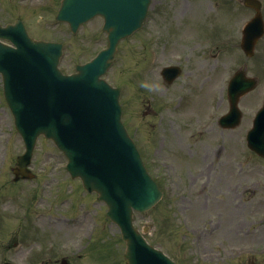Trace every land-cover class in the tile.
Wrapping results in <instances>:
<instances>
[{
    "label": "rangeland",
    "instance_id": "rangeland-1",
    "mask_svg": "<svg viewBox=\"0 0 264 264\" xmlns=\"http://www.w3.org/2000/svg\"><path fill=\"white\" fill-rule=\"evenodd\" d=\"M161 1L168 8V11L165 12L167 17H160L162 19H158L156 25L150 17L140 32L122 45L113 66L106 76L112 83L117 84L118 78H121L122 82L126 81L121 73L129 74L130 85L126 86L123 102H126L124 109L126 116L130 118H128L130 130L136 138L141 139L140 147L148 163H156L160 160V151L155 153L154 147H150V144L152 140H158L165 135V142L169 146V156L168 158L163 157L167 159L166 163L173 166L172 168L160 166L157 170H151L152 174H156L161 178L165 189V198L150 210L135 214L134 224L139 229L142 228V224H149V229L145 234L148 241L163 249L179 264H247V258H233L230 254L239 247L260 248L264 246V235L261 233L253 232L250 234L251 236L247 237V240L240 239V242L238 240H226L220 233H217L216 236L205 239L203 243L197 246L192 240L191 234L188 238L184 237L186 232L185 223L188 226L198 225L199 228L207 232L209 227L216 224L217 218L209 215L206 210L192 212L190 221L185 218L187 212L184 210V205L187 200H184V138L179 141L178 136L175 134L177 122L180 123L178 119L180 114L175 113L174 108L170 106L166 121L164 118L160 119L158 117L155 120V126H152L148 118L141 115L143 107L134 104L135 101L139 102L143 98L149 100L151 91L155 97L159 96L157 94L158 90L162 92L161 96L167 98V103L170 105L176 104L180 100L179 95L182 96L184 93V77L172 86L165 88L161 85L159 77H157L160 67L181 60L182 57L179 58L180 51L183 49V44L189 42L190 38H211L212 32H215L218 37L228 35L230 38L234 34L236 19L241 14L236 13L234 15L225 9H218L212 15H206L202 10H198L196 14L193 13L184 20V27L188 31L189 38H169L171 37L170 34H181L179 32L181 29L179 8L180 4H184V1ZM209 1L205 0V6ZM57 7L58 0H0V23L12 21L19 16L26 21V27L28 26L29 33L32 35L62 40L66 47L61 66H65L67 71H71L77 62L91 56L101 43L94 44L93 42H87L85 39L89 38L85 32L90 31L94 25L90 26V29L89 27L85 29L84 34L86 35L83 34L81 38H71L67 25L54 21ZM169 8L178 11L175 13V10L172 11ZM185 8L190 7L186 5ZM243 20L244 17L242 21L240 19V22H243ZM157 29L156 35L165 36L169 40V44L162 45L158 43V58L151 60L148 43L146 44L147 48L144 47V40H150L149 35H153ZM262 51L263 49L258 47L257 55L252 59H246L238 49L237 59L232 58L229 61L220 60L216 62L207 57V51L203 50L202 47L201 50L196 49L193 51L194 56H191L189 61L182 60V64H184V70H191L194 73L191 76L193 89L200 88V83L205 79V76L212 77L206 83V86L199 90L202 94L206 90L207 84L217 77L216 71L218 69H220L221 74H225L235 68L237 69L246 62L248 64V74L260 73L259 70H264V59H260L261 56H259ZM195 54L200 56L198 57ZM200 63H202L201 67L199 66ZM217 65L216 70L212 71ZM132 71L134 73L131 75ZM135 81H137V87H134ZM139 81H141V85L143 84L141 89L146 93H140L137 96L136 89L139 86ZM157 86L158 90L156 92L155 88ZM222 87L223 83L220 84L219 89L221 90ZM194 93L196 95L198 92ZM223 94L225 93L223 92ZM216 95L219 98V93H216ZM212 101L218 103V99H215L214 95ZM193 102L196 107L190 108L186 105L184 113L190 118L192 126L199 121L201 122V116L206 118L207 109L201 107L202 104L199 99L194 98ZM207 102H210V100L207 99ZM207 102H205V106ZM182 103L183 100H181ZM143 104L145 105V103ZM225 107L226 99L223 98L219 108L222 110ZM176 110L180 112V110ZM9 117L11 118L9 110L2 103L0 106V200L21 201H10L0 208V219H6L10 222L4 223V227L11 226L10 229L0 230V246L5 247L6 245L3 244H7L10 237L18 239L17 247L19 248H12L7 253L11 254L13 260L21 261L22 264H49V260L58 258L63 254H68L66 255L68 259L73 260V263L70 261L69 264H124L125 260L122 257L124 242L120 238L117 226L109 220L107 222L103 217L101 204L84 205L77 203L75 207L71 204V201L76 200V198L80 199L81 197L83 200L89 198V194L84 193L83 190L81 191L78 180L68 178L64 170L66 159L49 140L39 138L40 143L34 151L31 167L36 173L35 179L25 182H11L10 167L14 162L15 155L23 150V144L20 136L13 128L12 119L10 120ZM154 119L151 117V121ZM137 123L140 127L136 131L134 128ZM249 162L252 166H258V168L264 170V160L252 155L249 157ZM253 176H260V173H253ZM187 186L190 188L189 194H186L188 198L199 200L198 205L206 201L201 200L203 197L201 193L197 195L194 188ZM261 187L262 191L258 195L264 197V182H262ZM70 190H74L75 194L71 192L68 195ZM6 195H11V198L4 197ZM93 199L96 198L92 194L90 200ZM31 200H34L33 203ZM260 200H264V198ZM26 204L33 207L30 210V215H24L26 207H23V205ZM211 206L209 204V208ZM71 208H73L74 213ZM84 208H89L87 214L84 213ZM36 211L43 212V215L38 219L33 213ZM191 211L192 209L189 212ZM239 215L237 213L232 214L228 220L234 222V219ZM72 217L77 218L79 221L76 226L66 223L65 218L69 220ZM225 222L229 223L228 221ZM0 226H2L1 222ZM87 229L94 230L92 237L89 239L85 236ZM14 235H17V237ZM79 243L87 244L82 254L78 250ZM186 246L190 248L186 249ZM41 259L44 261L42 262ZM194 259L197 260V263L193 262ZM263 262L264 258L262 256H258L255 260L256 264H263Z\"/></svg>",
    "mask_w": 264,
    "mask_h": 264
},
{
    "label": "water",
    "instance_id": "water-1",
    "mask_svg": "<svg viewBox=\"0 0 264 264\" xmlns=\"http://www.w3.org/2000/svg\"><path fill=\"white\" fill-rule=\"evenodd\" d=\"M90 7H97L96 2ZM60 17L69 18L63 11L60 12ZM10 39L17 45L20 44L21 50L20 53L10 54L6 48L0 46V64L6 65L2 68L6 69L8 74V77H4V84L12 90L21 87L24 90L26 87L29 96L24 91L26 100H20L18 106L15 122L19 131L35 132L34 135L43 131L68 155L72 175H80L85 181L88 180L86 177L93 178L91 182L95 188L100 189L99 183L104 184L106 192L115 190L120 197V207L113 209L115 212L112 218L118 223L126 240L125 257L128 264L143 263L144 255L155 257V263L163 264L162 257L150 249L131 226L130 206L147 208L157 200L160 192L147 175L119 120V111L114 107L115 92L110 93L112 91L107 86H103L101 81L94 78L100 59L97 58L93 63L84 66L76 77H58L55 63L59 49L56 44L32 42L28 38ZM243 48L249 50L250 46L243 42ZM112 49L113 45L100 57L103 58ZM7 57L9 58L5 60ZM104 67L105 65L102 70ZM41 79L44 82L43 87L36 86V82ZM64 84L71 85L84 99L79 98V101L74 97L70 103V100L60 93ZM23 90H19V93ZM72 104L77 108L83 106L89 119L74 118L84 116L85 112L80 116H72ZM91 119L94 120L93 124H90ZM34 135L29 138V145L33 143ZM106 136L111 139L104 142ZM122 148L127 151L120 152ZM109 205L112 207L110 202Z\"/></svg>",
    "mask_w": 264,
    "mask_h": 264
},
{
    "label": "flooded vegetation",
    "instance_id": "flooded-vegetation-1",
    "mask_svg": "<svg viewBox=\"0 0 264 264\" xmlns=\"http://www.w3.org/2000/svg\"><path fill=\"white\" fill-rule=\"evenodd\" d=\"M193 146H194V148H196V144H194ZM215 156H216V158H218V161H217V162H218V164H219V163H220V160H219V158H220V149H219V148L215 151ZM218 172H219V174L221 173V169H220V167L218 168ZM227 177H228L227 179L229 180V179H230V175H228ZM227 179H226V180H227ZM227 186H228L227 188L229 189V188H230L229 183H228ZM214 190H215V191H218L219 189H218L217 187H214Z\"/></svg>",
    "mask_w": 264,
    "mask_h": 264
}]
</instances>
